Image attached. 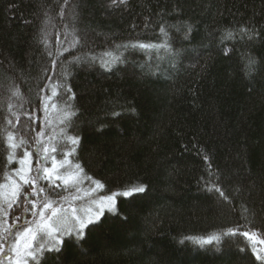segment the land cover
I'll list each match as a JSON object with an SVG mask.
<instances>
[{
	"label": "trees",
	"instance_id": "obj_1",
	"mask_svg": "<svg viewBox=\"0 0 264 264\" xmlns=\"http://www.w3.org/2000/svg\"><path fill=\"white\" fill-rule=\"evenodd\" d=\"M62 5L64 0H0V183L15 167L13 161L5 168L7 132L23 134L30 123L26 113L39 107L45 84L51 85L48 95L60 92L52 102L63 105V88L56 89L62 83L72 88L78 109L66 129L80 138L69 154L72 164L83 168L87 181L103 185L102 195L140 185L146 192L115 198L85 238L67 234L59 255L45 253L41 260L259 264L251 241L223 233L239 229L264 239V75L249 79L240 71L245 57L264 62V0H128L119 6L110 0H69L61 19ZM161 23L168 26L172 55L117 48L159 42ZM188 24L193 30L185 39ZM240 27L259 36L249 42L236 35L221 43L226 31ZM74 39L79 42L72 47ZM113 56L122 62L106 71L101 58ZM53 59L63 66L53 69ZM65 68L67 79L61 74ZM17 88L20 96L13 95ZM58 112L48 118L59 120ZM62 127L46 130L56 135L54 144L65 145L58 158L73 147L60 135ZM31 136L35 133L25 137L29 145L15 150L17 158L32 150ZM35 160L33 155V170ZM214 184L228 200L209 191ZM64 191L54 189L50 197L57 200ZM20 209L9 213L10 221Z\"/></svg>",
	"mask_w": 264,
	"mask_h": 264
},
{
	"label": "snow or ice",
	"instance_id": "obj_2",
	"mask_svg": "<svg viewBox=\"0 0 264 264\" xmlns=\"http://www.w3.org/2000/svg\"><path fill=\"white\" fill-rule=\"evenodd\" d=\"M69 0H64V5L61 6V19L64 16V7L68 5ZM128 0H110V4L113 6L127 5ZM148 26L147 24L145 25ZM185 39L189 38L192 32V25H185ZM236 35L241 38L247 37L249 42L254 41L259 33L255 29L240 27L238 31H226L221 37V43L225 40H233ZM159 42H129L123 45H117V48H123L124 50H134L140 52H155L159 54L161 51H165L170 55L173 54L172 45L170 42V36L168 26L164 23L159 25ZM47 46V40L43 41ZM57 42H61L59 35L57 36ZM78 40H73L72 47H75ZM64 51H68L67 48ZM225 55L228 54V50H224ZM52 56V53H48ZM61 55L60 51L57 50V57ZM105 57L111 56V53L106 52ZM157 58H162L157 56ZM76 62H79L80 58H74ZM95 57L91 58L90 62L95 61ZM244 62L241 66V74L245 78L254 79L257 75H264V62L258 60L254 56H248L243 58ZM118 62H122L120 56H113L110 60L101 58L100 66L106 71H111L112 66ZM52 67L56 69L57 65L63 66V62L58 59L52 60ZM46 72L47 69H44ZM62 76L67 79L69 73L67 69H63ZM48 80H52V76L47 77ZM51 85L45 84L44 88L39 91L42 95L39 96V107L33 112L26 113L30 123L25 125L23 134L7 132L6 143L8 148L7 163L5 168L13 163L17 159L15 150L26 145H29V140L25 139L26 136H30L31 133H35V136H31V140L34 141L35 147L31 151L25 149L23 156L18 158V162L21 165L20 168L13 169L10 173L4 172V179L10 183H0V264H48V259L43 261L41 257L45 253H54L57 256L61 252L63 244V236L67 233L69 236L74 235L77 239H83L86 236V229H89L90 225H98L100 217L104 212V208H98L94 213H91L87 218L79 216L76 210L73 209V215L69 219L64 209L54 206L55 202L51 201L50 194L54 190L55 185L54 179H62L57 170V163L55 153H59L65 145L60 144L57 146L52 142L56 140L55 134H48L47 128L51 124V120L48 118L49 102L53 101V98L59 100L61 98L58 90H53L51 95H48V90ZM63 88L66 99H63V108L61 109L62 115L59 117V124L64 125L60 129V135L66 140V142L73 147L69 153L75 151V146L80 142V138L76 136H69L66 134V129L71 125L72 119L77 115L78 109L74 108L72 101L76 99V95L71 87L64 88L62 83H57L56 89ZM70 94V95H69ZM14 96H20L19 88L13 92ZM12 107L11 105L9 106ZM22 107V105H21ZM52 108L56 107V103L51 104ZM36 111H42L44 116L42 118L35 115ZM113 116H119L120 113L113 112ZM20 117L17 116V122L19 123ZM37 121H39V131H36ZM12 124V121H8ZM15 127V125H13ZM19 135L20 139L17 140L16 136ZM47 140V142H45ZM51 145V147H50ZM35 155V170L32 167V157ZM49 157L52 160V167L48 168L46 165ZM207 160V157H205ZM63 168V163L60 164ZM80 172H83V168L79 164L76 165ZM54 173L55 178H54ZM211 174V173H210ZM13 177H18L19 182ZM91 180V177H87ZM41 180L48 182L47 188L40 184ZM70 182L73 184L78 182V178L73 174L69 175L66 179H63V184L67 186ZM97 187H103L99 181H94ZM215 190L219 193L220 197L224 200H228V196L218 186L213 185L209 188V191ZM146 186L140 185L131 189L130 191H123L119 193H113L111 196H107L104 199L111 202L115 198L119 197H132L134 193H145ZM58 195V194H57ZM33 197H36L34 200ZM64 199V197H61ZM30 206V207H29ZM23 207V213L12 217V223L9 224V213L15 209ZM247 211V209H245ZM24 213H29L32 219H26ZM22 221V222H21ZM242 235L247 240L252 242V254L255 257V261L259 264H264V247L259 245L264 244V239L257 240V233L252 231L239 232V229L233 230L228 229L227 232L223 233L225 236ZM212 239H218L213 237ZM204 241V243H210ZM244 249H241L243 251Z\"/></svg>",
	"mask_w": 264,
	"mask_h": 264
},
{
	"label": "rangeland",
	"instance_id": "obj_3",
	"mask_svg": "<svg viewBox=\"0 0 264 264\" xmlns=\"http://www.w3.org/2000/svg\"><path fill=\"white\" fill-rule=\"evenodd\" d=\"M52 103H53L52 101L49 102L48 114L51 112L58 114L59 113L58 110L63 108L62 103H59L60 105H56L57 108L56 107L52 108L51 107ZM43 116H44V113L42 114V117ZM53 118H54V116H53ZM53 118L52 119H51V117L49 118L51 120L50 125H56V126L59 125V120L54 121ZM45 142H47V140H45ZM52 143L54 144V141ZM34 147H35V145L32 148H34ZM50 147H51V145H50ZM57 154L58 153H55L53 155H55V157H56L58 174L62 179H54L55 185H58L54 189L65 190V191H64V194L61 196V197H64V199H61V197H59V199L56 200V199H54V197H50L51 201L55 202L54 206L64 209L65 212L67 213L69 219L74 214L73 209L76 210L75 214L82 216L84 218H87L90 215V210H91V213H94L98 208H101V207L104 208V211L110 210L115 203V199H113V201L109 202L104 198L107 196H111L112 194L111 195H102L101 194V187H97L94 182H89L82 176L81 172L79 171V169H77L76 165L72 164V162L69 158V154L66 155L65 153H63L60 155L59 158L57 157ZM18 158H20V157H18ZM18 158L16 160H14V162H15L14 169L21 167V165L18 162ZM61 163H63V165H64L63 168L60 167ZM45 166H47L48 168L52 167L51 157H49ZM35 167H36V164H35ZM73 174L78 178V182L75 184L70 182L67 186H65L63 184V179H66L69 175H73ZM55 175L56 174L54 173V178H55ZM13 178L16 179L17 182H19L18 177H13ZM4 183H10V182L4 181ZM42 183L48 184V182L46 180H41L40 184L42 185ZM0 191H6V189L0 190ZM33 199L35 200V197H33ZM20 213H23V210ZM23 215L26 219H32V217L29 213H24ZM8 222H9V224L12 223V221H10V220H8ZM65 235H67V233H65L64 236ZM259 246L264 247L263 245H259ZM5 264H7V261H5Z\"/></svg>",
	"mask_w": 264,
	"mask_h": 264
}]
</instances>
